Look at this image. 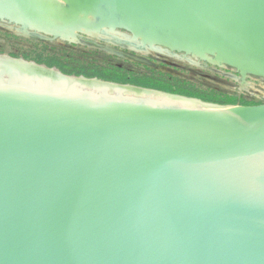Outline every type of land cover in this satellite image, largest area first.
<instances>
[{
    "label": "water",
    "instance_id": "obj_1",
    "mask_svg": "<svg viewBox=\"0 0 264 264\" xmlns=\"http://www.w3.org/2000/svg\"><path fill=\"white\" fill-rule=\"evenodd\" d=\"M0 21L150 66L90 36L264 78V0H0ZM0 264H264V102L218 104L0 53Z\"/></svg>",
    "mask_w": 264,
    "mask_h": 264
},
{
    "label": "rangeland",
    "instance_id": "obj_2",
    "mask_svg": "<svg viewBox=\"0 0 264 264\" xmlns=\"http://www.w3.org/2000/svg\"><path fill=\"white\" fill-rule=\"evenodd\" d=\"M121 31L125 32L124 30ZM114 35L119 40H130L126 32L125 34L115 32ZM90 37L95 38L94 40L97 42L109 44L122 50L144 56L153 61L154 66L110 53L103 48L91 44V42L83 40L71 42L56 39L51 41L23 36L11 24L0 21V53L2 54L13 56L12 53H14L17 56L13 57H24V53H30L31 51L39 52L42 50L44 53L51 51L58 54H63L64 51L67 53L72 52V55L76 58L92 60L97 64H116L132 73L149 74L159 72L169 74L189 81L203 90L238 98V101L227 103L228 105L244 104L245 101L255 103L258 101L264 102V78L260 76L254 74L242 76L230 65L218 64L210 60L189 55L190 59L181 58L183 53L178 51L174 52L165 48H162L163 50L135 49L128 46V44H118L117 42L109 41L106 36L99 37L97 34H92ZM103 38H106V40ZM25 59L33 60L31 58Z\"/></svg>",
    "mask_w": 264,
    "mask_h": 264
},
{
    "label": "trees",
    "instance_id": "obj_3",
    "mask_svg": "<svg viewBox=\"0 0 264 264\" xmlns=\"http://www.w3.org/2000/svg\"><path fill=\"white\" fill-rule=\"evenodd\" d=\"M46 48V47H45ZM34 54V55H32ZM13 56L17 54L12 53ZM24 58H31L38 63H44L47 66H56L65 74L83 75L86 77H97L103 80H109L118 83H130L147 88H154L174 94L185 95L199 98L204 101L218 104L234 103L238 98H232L220 93L203 90L193 83L180 79L169 74L152 73H132L122 66L116 64H97L92 60L79 59L72 55V52L58 54L56 52L24 53ZM255 102L245 101L244 104H253ZM259 103V101L257 102Z\"/></svg>",
    "mask_w": 264,
    "mask_h": 264
},
{
    "label": "bare ground",
    "instance_id": "obj_4",
    "mask_svg": "<svg viewBox=\"0 0 264 264\" xmlns=\"http://www.w3.org/2000/svg\"><path fill=\"white\" fill-rule=\"evenodd\" d=\"M127 37L131 40V38L129 36H127ZM146 50H150V48L149 49L147 48ZM156 50H160V49L157 48ZM161 50H163V49H161ZM181 58L190 59L189 56L184 55V54L181 55ZM45 73H48L50 76L52 75L49 72H45ZM79 81H82V82H79L80 85H92V86L96 87V91L97 92H102V91L110 90L111 91L110 94H117L118 92L122 93V95H126V93H129L128 95H130V94L131 95H140L141 94L140 91L134 90V89H130L128 87H114V86L102 85V84L97 83L96 81H84V80H79Z\"/></svg>",
    "mask_w": 264,
    "mask_h": 264
},
{
    "label": "flooded vegetation",
    "instance_id": "obj_5",
    "mask_svg": "<svg viewBox=\"0 0 264 264\" xmlns=\"http://www.w3.org/2000/svg\"><path fill=\"white\" fill-rule=\"evenodd\" d=\"M120 33H123V34H125V32H122V31H121Z\"/></svg>",
    "mask_w": 264,
    "mask_h": 264
}]
</instances>
